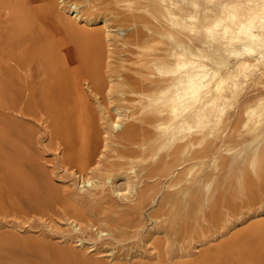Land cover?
Wrapping results in <instances>:
<instances>
[{"label": "rangeland", "instance_id": "rangeland-1", "mask_svg": "<svg viewBox=\"0 0 264 264\" xmlns=\"http://www.w3.org/2000/svg\"><path fill=\"white\" fill-rule=\"evenodd\" d=\"M45 2L46 0H0V69L3 72L2 74L0 70V77L3 76V79H0V88H3V91L0 90V264H215L218 259L216 257L220 255L224 257L218 264H227L229 259L235 264L242 259L251 258L252 253H264V155L261 165H256L255 168L251 161L244 164L248 162V154L258 151L259 147L260 153L263 151L264 135L254 138L255 141L252 139L258 126L252 125L251 120L239 113L238 108L242 111V106L232 107V110L229 108L216 128L210 130L205 142L207 148H216L222 153L223 157L217 158V161L224 163L225 156L229 155L226 151L229 142L235 143L238 139L236 149H240L239 141L253 140L233 161L236 166L231 164V170L237 173V180L233 179L235 173L232 174L233 177L228 176L232 171L224 164L222 179L217 183L212 182L215 185H206V188L204 186L202 193H199L201 198L198 199L202 202L195 197L193 207H190V203L184 202L183 197H177L175 201L181 200L182 205L183 200L188 206H181L179 203L177 206L175 203L180 201L172 200L173 204L169 200V203L171 201L170 204H173L172 207L168 199H160L159 194L162 192L161 188H169L168 179L163 176L157 179V174L151 175V178L146 174V171L152 170L151 167L154 168L155 165L157 170L161 168L160 158V163L157 159L150 160L147 157L144 158L147 162L143 159L146 163L139 161L137 153L130 152V149L139 147L136 142L134 144L138 146L118 135L109 138L102 130L103 127L101 128L102 123L109 118L108 115L116 117L115 107L123 112V115L130 116L129 120H135L138 124L142 123L140 116L143 119L144 115H148L147 112L150 115V111H146L147 108L143 106L142 102L145 101H142L144 98H141V94L129 90L128 87L134 76L154 73V69L144 63V56L149 57L153 53L152 49L145 47L147 43H144L143 39L134 40L133 36L126 38V34L134 27L132 30H124L125 34H119L123 27H131L121 20L130 11L127 4L129 1L53 0L52 4ZM55 2L59 3V7ZM47 3L50 5L48 10L45 8ZM51 5L55 8L52 9ZM73 8H78L82 16L80 21L76 19V22H72L71 29L61 27L58 25L60 23L56 24L59 22L61 10V17L75 18V11L71 13ZM156 8L159 9L155 6L153 12ZM139 11L146 17L149 16L144 9ZM157 11L154 13H159V18L152 16L150 23L146 22L152 24L151 26L156 23L159 28L162 24V27L166 26L161 13ZM84 16L88 17V20L91 19V22L82 20ZM142 22L137 28L148 30L144 25L147 23ZM155 27L156 32L158 30ZM108 29L109 36L105 34ZM156 33L151 36L152 41L151 37H148V44L152 42L151 45H161L159 40L163 37ZM63 56L67 57V63L61 58L58 59ZM17 58L20 59L19 62L23 61L25 66H17ZM12 65L14 68L16 66L13 69L23 76H19L18 84H22L18 86L13 84L12 77L9 79L10 76L7 78L8 74H5L8 66L7 72L11 75ZM69 65L75 69L72 70ZM76 69H82L81 76L86 78L98 71L103 76L105 73L111 74L109 77L112 79L107 78L108 86L106 89H100L102 91L91 90L87 80H82V88L86 92L84 94H87L83 111H80L77 103L73 102L72 106L75 108L71 106L72 94L67 88L69 81L76 77ZM120 81H123L121 83L124 86ZM247 83V87L251 86L252 89L246 87ZM247 83L245 90L248 92L255 90L256 85L259 86L255 82ZM5 85H10V88H5ZM110 86L115 89H110ZM107 89L111 91L110 94ZM13 97H16V102ZM235 103L233 106H237V101ZM139 127L138 134L142 131ZM115 133L118 134L116 131ZM227 136L228 139L225 138ZM83 137L88 141L87 155L90 157L85 167H81L75 159ZM123 148H126V151H123ZM134 156L138 158L139 163L134 162L130 170L129 161L135 160ZM211 161L208 157L205 171L212 168ZM90 167L94 170L91 171ZM134 169L140 175L136 174ZM157 170L155 171L158 172ZM84 172L89 173L88 177L93 179L92 182L104 177L106 172H111L112 177L106 180L108 185H102L105 189L101 186L103 191L99 193L97 189H100V185L96 186L97 188L91 187L90 182L81 181L86 178ZM118 174L130 175L132 181L137 183L139 195L128 190L125 181ZM192 175L193 173L189 177ZM97 176L98 178L94 179ZM145 177L147 179H144ZM17 182L23 183L24 186L18 187ZM159 183H162L164 188L162 184L156 185ZM17 187L19 191H16ZM173 187H170L171 191ZM150 188H153V191ZM154 188L157 189L158 195L150 198L152 194H149L155 192ZM95 189L98 193L94 192ZM205 195L210 197L206 198ZM183 206L194 210L192 216L189 211L184 212ZM176 209L183 213L180 211L178 214ZM171 211L178 216L172 217ZM181 213L188 214L184 216ZM106 229H111L112 232ZM247 248H250L249 256Z\"/></svg>", "mask_w": 264, "mask_h": 264}, {"label": "bare ground", "instance_id": "bare-ground-1", "mask_svg": "<svg viewBox=\"0 0 264 264\" xmlns=\"http://www.w3.org/2000/svg\"><path fill=\"white\" fill-rule=\"evenodd\" d=\"M47 1L48 3L49 2L51 3V1L53 0H46V2ZM127 1L130 2V3L126 2L130 8V11L129 13L127 12L128 14L126 13L125 14L126 16L121 18V20L122 22L128 24L131 27H128V28L123 27V29L119 31V34L120 33L125 34L126 31L124 30H132V28L134 27L132 31L126 34V38L133 36L134 40L143 39V42L147 43L145 47L151 48L153 53L152 52H151L152 54L149 53L150 54L149 57L144 56V63L145 64L147 63L148 66H151L154 69V73L151 72L149 73L150 75L138 74V72L136 71L138 75L136 74L137 76H134V80L132 78L133 81L131 82L129 86L127 84V86L130 87L129 90L141 94V98H144V100L142 99L140 100L145 101V103L142 102L143 106L147 108L146 111H150V115L147 112L149 116L147 114H146L147 116H145L144 115L145 113H144L143 119L139 115L140 116L139 120L140 122L142 121L144 125L143 126L141 125L142 123L138 124L135 120L134 121H132V119L129 120L130 116L123 115V112L121 113L120 110L115 107L114 109L116 110V113H117L116 117L112 115H108L109 118L106 120V122L102 123L101 128L103 127L102 130H104L105 133L108 135L107 137L109 136L113 137V135L114 136L118 135L124 140L129 141L130 143L134 144L136 142L139 145V147L136 149H130V152L132 153L135 151L137 153L136 154L137 157L138 158L140 157L139 161L141 160V162H143L144 160H146L144 159L145 157L150 158V160L151 159L158 160L160 158L159 160H161V164H162L160 169L158 168L157 170L156 169L157 167L155 165L154 166V168L156 167L155 169L151 167L152 170L149 169L150 170V171L148 170L149 173H147L148 171H146V174H148V176L150 177L151 175L154 176L155 174H157L159 176L157 179H160L163 176L164 178L166 177L169 180L168 181L166 179L167 183H169L167 184L169 186V188L167 187V189H170V191L167 189L161 188L160 191L162 192L159 193L161 196L160 199H163V200L168 199V203H169V200L175 201L174 199H178L179 197L180 199H182L183 197L184 202L190 203V204L188 203L187 204L191 205L190 207H193L192 203L195 202L194 200L195 197H197V199L200 197L199 193L202 191L204 186L206 188V185L207 186L215 185L212 182L217 183L218 180L220 181V179H222V175H224V172H223L224 164L225 166L230 167L228 168L229 171L233 172V173L229 172L230 175L228 176L233 177L232 174L235 173L233 179H236L235 177L237 176L235 175H237V173L236 171L234 172V170H231V164L236 159V157L239 155V153H241V151L243 152V150L246 149L248 144H251L250 142L253 141L252 139L256 137H261V135H264V0H127ZM45 3L44 5H46ZM48 3H47V7L43 5L47 10L50 7ZM56 3L57 2H55V4ZM58 4L59 3H57L56 5L58 6ZM155 6L159 8V9L157 8L156 9L159 10L162 17L164 18L163 21L165 20L166 22L164 23L167 24L166 26L164 25V27H162L163 24L161 25L160 28L158 27L159 25H156V23H154L153 26H151L152 24L151 25L149 24L150 17L153 16V18L155 19L159 18L157 17L159 13L158 15L154 13L158 11L156 10L153 12L152 10V9H155ZM51 7L52 9L55 8L52 5ZM138 9L139 10L144 9L148 13L149 16L146 17V15H144V13L140 12ZM74 11H75V14H74L75 18H71L70 16V18L67 17L66 19L64 17H61V15L63 16L62 10H61L60 12L61 14L58 17L59 22L57 21L56 24L60 23L58 25H61V27L64 26V27L71 29L73 25L72 22H76L77 20L80 21L82 18L80 12H78V8H75V9L73 8L71 10V13ZM58 14L59 13H57V16ZM87 18L84 16L82 20H84L85 22H91L90 21L91 19L88 20ZM142 21L149 22V23L146 22L147 24H144L145 27L148 29L146 30L148 32H146L145 30H142L141 28H137L139 23H141ZM160 21L158 23H160ZM154 27L157 28L156 29L158 30L156 31L157 33L155 32ZM153 33L160 34L163 37V38L161 37L163 40L162 39L159 40V43H161L160 46L151 45L152 42L151 44H148L147 42L149 40L148 37L154 36ZM105 34L107 36L110 35L109 29L107 30ZM143 36L145 37L143 38ZM152 38L153 37L150 38L151 41H152ZM59 58H61V60H63L65 63H67L68 61L66 56L58 57V59ZM19 60H20L19 58L15 60L17 66H22V65L25 66V64H23V61L21 63L19 62ZM10 66H11V63H10ZM7 68L9 70L8 66ZM13 68L14 66L12 65L11 70ZM14 69L10 71L12 76L9 74V72H7L8 71L7 69H6L7 73L5 71L4 72L5 74H8L6 75V77L10 76L9 79L12 77L11 80H14L13 84H17L18 86L22 84V83L18 84L20 82L19 76H21L22 74L17 72ZM71 69L73 70L75 69V67L73 68L71 67ZM0 70L2 72V69ZM46 71L48 72V69H46ZM75 71L77 72L76 77L75 75L73 76L75 78L69 81L67 88H68V91L72 94L73 101H72L71 106L74 105V103H77L80 111H83L84 110L83 105L86 104L84 103L86 102L84 100L85 99L87 100V98L85 97L87 96V94L86 95L84 94L86 92H84L82 88V84H83L82 80H85V79L87 80L88 87L91 90L93 89L95 91L100 90V89L103 90V89H106V86H108V82H109L108 79L110 78L109 76H111V74L105 73L103 76L101 73L96 71L95 74L92 73L91 76H87L86 78V76H81V73L79 70L76 69ZM153 74L154 76H151ZM2 77L3 76H1L0 79ZM52 80L50 79V81ZM110 80L112 79L110 78ZM21 81L23 80L21 79ZM112 82L113 81H111V83ZM121 82L123 81H120V83ZM247 82H255V83H258L259 86L257 85L256 87L254 86L255 90L253 89L248 92L247 89L245 90V84ZM120 83L118 82V84ZM6 84H7V81H6ZM63 84L64 83H62V85ZM122 85L124 86V84ZM9 86L7 85L8 89L10 88ZM247 86H249L248 83L246 84V87ZM7 87L5 85V88ZM25 88L28 89L27 87ZM109 88L115 89V87H111V86ZM247 88L252 89L251 86ZM29 89H30V86H29ZM0 90L3 91V88H0ZM7 92L9 94L8 90ZM109 92L111 91L109 90L108 93ZM26 93L28 94V92ZM239 95L240 97H238ZM13 98L15 99L16 97H13ZM240 98L242 99L240 100ZM19 100H22V99L19 98ZM24 100L26 101V99ZM42 101L44 100L42 99ZM235 101H237V106H233ZM15 102H16V99H15ZM239 105L242 106V111H241V108H238L240 109L239 113H243V115H245V118L247 120L252 121L253 123L252 125H254L255 127L258 126V129L256 128L257 129L256 133L255 135L252 136V139L245 140L242 142L239 141L240 142L239 144L241 145L240 149L239 148L236 149V147H238V145H236V142L238 144V141H237L238 139L236 140L235 143L229 142L226 146V151L227 153H229V155L226 154L227 156H225V159H226L225 162L221 163L219 160L217 161V158L220 159V157H223L222 153H220L216 148H212V149L207 148L206 147L207 145L205 146V144L207 143L205 142H206V139H207V136L210 130L214 129V127L216 128V125L221 121L224 115H226L227 110L229 108H231L232 110V107L235 108V107H238ZM74 108L73 109L71 108V109L74 110ZM133 114L134 113H132V116ZM102 118L104 117H101V119ZM260 123L262 124L260 125ZM146 124L148 125L145 126ZM149 125L152 128H149L150 127ZM137 127L142 129V131L141 129H139L141 131L139 134L137 133ZM115 131L118 132V134L115 133ZM228 136L229 138H233V137H230L231 135H228ZM228 136L225 138L228 139ZM112 137H109V138H112ZM124 140L123 141L121 140V141L124 142ZM81 143H82L81 148L75 155V159L79 162L81 167H85L90 158L87 155L88 141L86 137H83ZM138 145H135V146H138ZM127 147L128 146H126V148ZM126 148H123V151H126L124 150ZM128 148H130V145ZM259 148H258V151L257 150L253 152L251 151L252 154H248L249 157H247V160H246L248 161L247 163H245L244 161L242 162H244V164L246 165V164H249V161H251L253 167L259 164L261 165V161H263L261 159H263L264 157L263 156L264 149L260 153ZM91 149L94 150L93 148ZM127 151L129 152L128 149ZM243 156L245 157V155ZM135 157L136 156H134L133 159ZM208 157L209 159H212L211 163L212 162L213 163L211 164V166L212 165L213 166L210 170L207 169V171H205L204 166L208 160ZM137 159L135 158V160L129 161L130 170L133 168L134 162L139 163ZM147 161L148 160H146V162ZM97 165L99 166L100 164H97ZM233 165L235 164L233 163ZM235 166L233 168H235ZM179 168L181 170H179ZM240 168L242 169V167ZM93 170L94 169L92 168L91 171ZM109 170H112V168ZM120 170H121V167H120ZM153 170L154 171L157 170L158 172L156 171L154 172ZM107 172H106L107 175L105 174L104 177L102 176L103 178L100 176L101 178L97 179L99 175L97 177H94V179H97L98 181L96 180L93 182H92L93 179L88 177L89 173L85 174L84 172L83 174L86 175V178L81 179V181L83 180V182H86V181L90 182V185L92 184L91 187L93 186L99 187L98 185H100V189H97L100 193V191L102 190V187L104 189L106 188L105 186H102V185L106 183V180H109L112 177L111 172L110 173H107ZM117 172H119V170ZM191 173H193V175L192 177H189ZM128 174H123V175L120 174L122 179L125 181V184H126L125 187H127V189L130 190L131 192L133 191L135 195L136 194L139 195V193L137 192L138 191L137 183H134L132 181V178ZM136 174H139V172ZM241 175H243V173H241ZM13 176H15V174ZM242 178L243 176H241V180ZM144 179H147V178L145 177ZM230 181L232 182V178ZM110 182H113V181L110 180ZM157 182H160V181H157ZM164 182L166 183V181ZM22 184L20 183L18 184L17 182L16 185L18 187L19 185L22 187L24 186ZM160 184L162 183H159L156 185L159 186ZM218 184H217V187H218ZM231 184H233V182ZM16 185L15 187L14 186L12 187L16 188ZM106 185H108V182L106 183ZM246 185H247V182H246ZM112 186H113V183H112ZM171 186H174L173 187L174 189H172V191L170 188ZM162 187H163V184H162ZM113 189L116 190L114 187ZM97 190L94 192H97ZM151 190L153 191V188ZM156 190L157 189H155L154 190L155 192L153 193L149 192L150 193L149 195L152 194L151 196H149L150 198H155L154 196L158 193V191ZM163 190H167V191H163ZM212 190L213 188L211 189V192ZM14 191H11V192H14ZM16 191H19V188L18 190L16 189ZM211 192L209 190L210 196L213 194V192L212 194H210ZM230 192L232 191L230 190ZM14 193L19 194L18 192H14ZM25 193L26 191L24 192V194ZM22 194H23V191H22ZM144 194L145 193L143 192V195ZM14 196H16V194ZM210 196H206V198L207 197L209 198ZM163 200H160V201H163ZM183 200H182V203L184 204ZM173 201L172 203L174 204ZM177 201H180V202H177ZM177 201H175L177 202L175 204H177V206H179L178 203L181 205V200H177ZM199 201L202 202L201 200ZM207 201L209 200L207 199ZM196 203H198V205L200 204L198 201H196ZM196 203L194 207L195 209L197 208ZM173 204H170V205H172L173 207ZM184 205L188 206L186 204ZM185 206H183V210L185 208L184 212L189 211L188 213H190L192 216V214L194 213L193 212L194 210L191 211L187 209ZM180 211L177 210L178 214ZM181 212L183 213V211ZM188 213H185V215H187ZM175 215L178 216L177 214L173 213L172 217L176 218ZM102 222L104 223V221ZM77 223H79V220ZM105 224L107 225V223ZM106 230L109 231L111 229H106ZM248 249L250 248H247V250ZM247 253L249 256L250 251L248 250ZM257 253L250 254L252 256L251 258H248V259H242L241 257L238 256L239 259L240 260L242 259V260L241 261L239 260L240 262L235 263V264H264V253L262 252L263 253L262 254L260 252L261 255ZM242 255H243V252H242ZM222 257H224V255H220L216 257V259L217 258L218 259L215 264H218L219 262H221ZM227 264H232L231 259L227 261Z\"/></svg>", "mask_w": 264, "mask_h": 264}]
</instances>
